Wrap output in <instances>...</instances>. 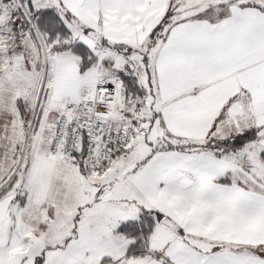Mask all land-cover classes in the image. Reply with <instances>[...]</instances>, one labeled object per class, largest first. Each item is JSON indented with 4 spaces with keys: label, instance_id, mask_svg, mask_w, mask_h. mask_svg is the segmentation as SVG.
<instances>
[{
    "label": "snow or ice",
    "instance_id": "6c2138e0",
    "mask_svg": "<svg viewBox=\"0 0 264 264\" xmlns=\"http://www.w3.org/2000/svg\"><path fill=\"white\" fill-rule=\"evenodd\" d=\"M0 264H264V0H0Z\"/></svg>",
    "mask_w": 264,
    "mask_h": 264
}]
</instances>
